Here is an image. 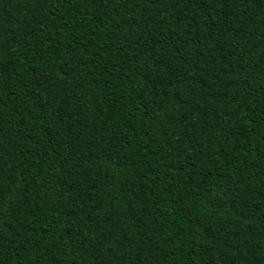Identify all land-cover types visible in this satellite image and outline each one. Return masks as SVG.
I'll list each match as a JSON object with an SVG mask.
<instances>
[{"label": "trees", "instance_id": "obj_1", "mask_svg": "<svg viewBox=\"0 0 264 264\" xmlns=\"http://www.w3.org/2000/svg\"><path fill=\"white\" fill-rule=\"evenodd\" d=\"M0 264H264V0H0Z\"/></svg>", "mask_w": 264, "mask_h": 264}]
</instances>
